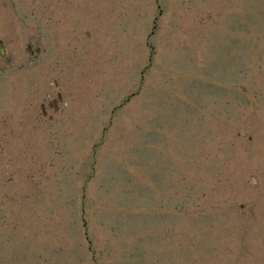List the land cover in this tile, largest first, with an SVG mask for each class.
Here are the masks:
<instances>
[{
	"label": "rangeland",
	"instance_id": "obj_1",
	"mask_svg": "<svg viewBox=\"0 0 264 264\" xmlns=\"http://www.w3.org/2000/svg\"><path fill=\"white\" fill-rule=\"evenodd\" d=\"M43 1L0 0V264H264V0H55L30 49Z\"/></svg>",
	"mask_w": 264,
	"mask_h": 264
},
{
	"label": "flooded vegetation",
	"instance_id": "obj_2",
	"mask_svg": "<svg viewBox=\"0 0 264 264\" xmlns=\"http://www.w3.org/2000/svg\"><path fill=\"white\" fill-rule=\"evenodd\" d=\"M44 4L42 6V10L38 13L39 16V35L38 39L41 41L42 39H47V25L50 24L51 18L55 17L58 12V2L55 0H44ZM33 42L32 40L30 43ZM30 46V45H29ZM6 48V55L8 54ZM11 58L6 60V67H13V64L16 63L21 67H25L26 63H28V55L27 54H19L12 53Z\"/></svg>",
	"mask_w": 264,
	"mask_h": 264
}]
</instances>
